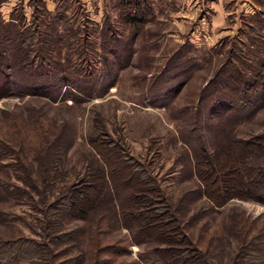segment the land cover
Instances as JSON below:
<instances>
[{
    "label": "rangeland",
    "instance_id": "obj_1",
    "mask_svg": "<svg viewBox=\"0 0 264 264\" xmlns=\"http://www.w3.org/2000/svg\"><path fill=\"white\" fill-rule=\"evenodd\" d=\"M0 131V264H264V0H0Z\"/></svg>",
    "mask_w": 264,
    "mask_h": 264
},
{
    "label": "trees",
    "instance_id": "obj_2",
    "mask_svg": "<svg viewBox=\"0 0 264 264\" xmlns=\"http://www.w3.org/2000/svg\"><path fill=\"white\" fill-rule=\"evenodd\" d=\"M234 71H236V70H234ZM233 75H235V73H233ZM25 132H26V134L29 133L30 135L39 136L40 139H45V130L43 128V124H38L37 129L35 127H33V133H30L29 130L25 131ZM26 137L27 136L25 134H24V136H21L20 134H18V132H16L15 134H13L10 137L9 140L5 141V139H3L2 135H1V131H0V161L4 158V156L1 155L2 149L6 150V147H9L11 150H18V147H17L18 145L22 147L26 144V141L28 140V137L27 138ZM46 145H47V142H44L43 140L40 141V148H42V147L45 148ZM19 149L21 150V148H19ZM17 152H18V156H19V159L22 162V164H23V162L26 163L24 156H23V153H19V151H17ZM0 172L3 173V171L1 169H0ZM102 176L105 179L106 175L104 173L102 174ZM4 180H5L4 176L2 177L0 175V186H2V184L8 183V182H5ZM259 182L264 184V178H261L259 180ZM11 184H13V183H11ZM73 201H72L73 202L72 210H74L75 212H79V214H80L79 216H84V214L88 211V209L91 208L90 207L91 206L90 205L91 200L86 195H82V196L78 195L75 197V200H73ZM7 244L8 245L11 244V245H9L10 248L7 249V247H9V246H7L6 250H4L2 253V254H4V256L3 255L2 256L4 258H7V260H8L7 262H9V263H13L14 260H16L14 255H19L21 253H26V252L29 255L33 252L32 249H30L28 251V247H25L23 244H19V246L17 248H15V244L12 241L7 243Z\"/></svg>",
    "mask_w": 264,
    "mask_h": 264
}]
</instances>
